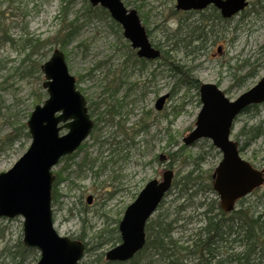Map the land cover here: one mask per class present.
Instances as JSON below:
<instances>
[{
	"label": "rangeland",
	"instance_id": "obj_1",
	"mask_svg": "<svg viewBox=\"0 0 264 264\" xmlns=\"http://www.w3.org/2000/svg\"><path fill=\"white\" fill-rule=\"evenodd\" d=\"M121 1L128 9L136 8L143 25L150 30L148 36L152 44L162 50L171 48L164 44L166 39L162 32L165 30L168 34L179 27L175 0ZM249 1L257 2V12L243 19L242 12L236 14L229 22L225 43L217 39L211 44L208 40L202 51L194 48L198 42L187 48L179 44L168 52L167 58L179 70L178 75L170 71L162 59L149 61L142 69L138 65L132 67L134 51L124 38L122 28L104 8L94 7L88 0H0L3 12L0 20V138L13 126L19 128L20 123H25L34 106L46 99L41 65L55 48L63 52L68 71L75 77L76 88L84 96L93 120L82 148L61 158L52 168L55 175L66 167L63 175L68 176L55 185L58 196L51 202L54 228L60 235L81 236L88 246L99 243L97 234L104 230L107 236L108 231L118 227L125 208L149 180H160L165 169L173 171L172 186L149 220L160 213L172 214L179 205H189L187 195L180 196L182 186L174 183L192 171L206 190L191 199L187 212L180 213L183 218L190 215L193 218L176 229L173 236L183 240L191 229L201 224L203 207L196 209V206L211 199L218 201L208 183L211 184V173L222 153L208 138L191 145L183 144L182 138L195 127L201 101L198 89L181 80L191 78L199 84L216 83L233 100L264 77V50H261L264 0ZM61 6L66 8L68 19L75 21L73 40L63 47L56 38L67 26V21L58 17ZM4 33L11 40L3 37ZM246 59L253 65L243 66L238 72V65ZM125 62L129 66L124 71ZM255 66L256 73L244 85L234 82L235 75H242ZM113 92L115 95L111 96ZM165 93L168 97L158 110L155 101ZM110 106L114 108L106 110ZM93 107L96 109L91 112ZM102 111H105L104 117L98 120ZM141 124L145 128H140ZM241 130L249 136L254 131L261 134L250 139ZM66 131L64 128L60 133ZM230 139L239 143L242 158L257 168L264 167V103L238 115ZM30 140V136L18 133L13 144L5 146L0 152V172L12 167L27 150ZM84 159L92 161L91 165H82ZM103 163L106 165L101 167ZM260 193L245 197L244 202L260 208L264 204ZM88 195L92 196L90 204L86 202ZM174 217L177 216H170ZM181 223L183 221L178 222ZM0 226L5 229V236L0 238V250L7 239L11 240L10 244L22 241V217L0 218ZM112 246L105 245L103 251ZM38 258L37 251L26 259V264H36ZM82 260H89L88 253Z\"/></svg>",
	"mask_w": 264,
	"mask_h": 264
},
{
	"label": "water",
	"instance_id": "obj_2",
	"mask_svg": "<svg viewBox=\"0 0 264 264\" xmlns=\"http://www.w3.org/2000/svg\"><path fill=\"white\" fill-rule=\"evenodd\" d=\"M106 9L122 28V34L140 58L156 59L160 50L152 46L135 8L128 9L121 0H88ZM208 4L218 8L224 17L240 12L247 0H176L177 10L202 9ZM42 87L47 97L36 104L26 126L31 138L27 150L6 171L0 172V217H22V242L39 251L36 264H78L84 254V243L60 235L54 228L51 191L52 168L61 157L72 154L88 137L93 120L86 100L76 88V79L68 71L64 54L55 48L41 65ZM168 94L159 96L155 108L161 110ZM201 108L195 127L182 138L191 145L208 138L222 153L211 174L212 188L218 194L224 212L234 208L235 201L264 183V168L256 169L241 157L237 141L230 139L234 119L248 106L264 102V77L253 86L229 99L215 83L199 86ZM66 132L60 133L62 129ZM173 171L165 169L161 180H149L130 203L118 224L120 242L105 252L108 261H126L145 243V224L169 190ZM92 196L86 197L91 203Z\"/></svg>",
	"mask_w": 264,
	"mask_h": 264
},
{
	"label": "trees",
	"instance_id": "obj_3",
	"mask_svg": "<svg viewBox=\"0 0 264 264\" xmlns=\"http://www.w3.org/2000/svg\"><path fill=\"white\" fill-rule=\"evenodd\" d=\"M136 6L140 8L138 5ZM257 7L256 1H249L248 8L242 11L244 16L241 15V19L253 12L256 13ZM103 11L108 14L105 10ZM2 15L3 12L0 11V20H2ZM58 17L67 21L66 29L60 34V37L58 33L56 34V38H58L57 42L63 47L65 43L73 40L75 21L74 19H68L67 10L62 6L59 10ZM232 20L233 17L229 19L230 22ZM199 28H201L200 20L194 23L190 20H183L182 22L180 19L179 27L175 31H168V34L165 30L162 32L166 39L164 44H169L167 46L171 48L161 50L162 54L160 59H162L164 64H166L173 73L179 75V70L167 58L168 52L170 50H175L179 44L183 48H187L193 42L200 43L204 37H202ZM235 30L236 27L233 28V31ZM146 31L148 34L150 33V30L148 31L146 29ZM3 37L10 39L5 33ZM27 42L30 43L31 40H27ZM153 45L157 46L156 44ZM195 47L196 46H194V48ZM261 50H264V45L261 47ZM133 55L134 59L131 60L130 65L132 67L138 65L141 69L144 68L147 64L146 60L138 58L135 52ZM248 59L241 65H238V72L243 66L253 65L249 63ZM128 66V62H125L122 70L125 71ZM255 69L256 66L242 75H235L233 79L234 82L240 86L244 85L249 78L254 76L256 73ZM181 81L188 85H193L197 89L199 88V83L196 79L182 78ZM130 88L129 86L128 89L130 90ZM114 95V92L111 93V96ZM257 107L258 105H252L247 107L243 112H247L250 109H257ZM111 108H114V106H110L106 110H111ZM95 109L96 107H93L91 112ZM104 112L105 111L99 112L101 116L98 117V120L104 117ZM140 122L143 123V120H140ZM96 124L94 127H96ZM13 127L11 131L6 132L0 138V152L4 150L6 145L9 146L13 144L18 133H22L26 137H29L26 123H20L19 128ZM140 128L143 129L145 127L141 124ZM241 132L249 136L244 130H241ZM248 132L251 133L250 131ZM260 134L261 132L254 131L249 138H255ZM81 148L82 145L78 149ZM239 149L241 150V147H239ZM91 163L84 159L82 165L89 164L90 166ZM105 165L106 163H103L101 167ZM78 166L81 168L80 164ZM65 169L66 167L55 172V179L52 187L53 201H55L58 196L55 185L68 178L67 175H63ZM175 184H180L182 186L180 189V196L186 194V201H189V205H192L191 199L194 196L206 190V186L202 185L201 181H198V175H193L192 171H188L186 174L182 175L178 181H175L174 185ZM208 188L212 191L210 183H208ZM260 190L261 193L259 197L264 198V187ZM260 190L258 189V191ZM244 198L238 200V208L233 209L229 214L221 209L217 199H211L209 202H199L196 209L203 207V211L200 213L202 219L199 221L201 224L191 229L192 231L183 240L179 237H174L173 233L176 229L192 221L193 215L184 218L180 216V213L187 212L189 205H179V209L172 214L160 213L153 220H149V218L145 225V243L143 247L135 253L133 257L126 261H108L105 259V252L103 251L105 245L111 244L114 246L120 241V235L117 231L118 227L113 229L114 233L113 231H108L107 236L104 235V230H101L97 234L99 243L88 246L89 244L83 242L85 245L84 254L88 253L89 260L83 261L81 259L78 264H264V204L260 208L253 207L254 205H247L244 202ZM173 214L177 217L170 218ZM179 221H183V223L178 224ZM4 236L5 229L0 226V238ZM74 239L83 241V237L81 236ZM10 242L11 240L7 239L0 250V264H26L27 258L34 255V253L37 254L36 249L25 247L21 240L13 244H10Z\"/></svg>",
	"mask_w": 264,
	"mask_h": 264
},
{
	"label": "flooded vegetation",
	"instance_id": "obj_4",
	"mask_svg": "<svg viewBox=\"0 0 264 264\" xmlns=\"http://www.w3.org/2000/svg\"><path fill=\"white\" fill-rule=\"evenodd\" d=\"M247 1H248V4L242 11H245V9H247L249 6V0H247ZM177 13L180 15V18H178L179 22H180V19L182 22H183V20H185V21L191 20L194 23H197L199 20L201 21V28H199V29H200V33H201L202 37H204V39L196 45L195 48L198 51H202L205 49L208 40L211 41V44L215 43L217 39L223 40L224 43L227 40L230 17L227 18V17L222 16L220 10L218 8H216L213 4H208L207 6H205L202 9H190V10H186V11L177 10ZM242 15L244 16V14H242ZM216 21H217V23H216ZM141 22H142V19H141ZM147 35H148V33H147ZM157 46H155V47L157 49H159L161 52L162 49L160 47H157ZM220 46H221V42L218 45V50H220ZM131 49L136 53L135 49H133V48H131ZM146 62L148 63L149 61L146 60ZM263 168L264 167H262L260 169H263ZM263 187H264V184L260 185L258 188L253 190L247 196H249L251 194L255 195L257 193H260L261 192L260 189ZM258 189L260 191H258ZM247 196H245V197H247ZM238 204H239V202L237 200L235 202L234 209L237 208ZM231 236H233V235H231Z\"/></svg>",
	"mask_w": 264,
	"mask_h": 264
}]
</instances>
